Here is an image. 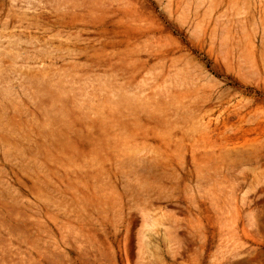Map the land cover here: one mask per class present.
Instances as JSON below:
<instances>
[{
    "label": "rangeland",
    "instance_id": "374dc122",
    "mask_svg": "<svg viewBox=\"0 0 264 264\" xmlns=\"http://www.w3.org/2000/svg\"><path fill=\"white\" fill-rule=\"evenodd\" d=\"M0 264H264V0H0Z\"/></svg>",
    "mask_w": 264,
    "mask_h": 264
}]
</instances>
